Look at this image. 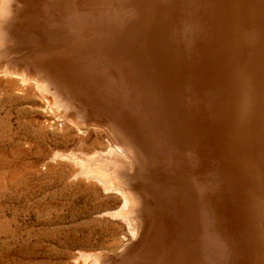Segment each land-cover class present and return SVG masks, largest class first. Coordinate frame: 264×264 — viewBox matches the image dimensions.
Returning <instances> with one entry per match:
<instances>
[{"label":"rangeland","instance_id":"obj_1","mask_svg":"<svg viewBox=\"0 0 264 264\" xmlns=\"http://www.w3.org/2000/svg\"><path fill=\"white\" fill-rule=\"evenodd\" d=\"M220 1L5 0L0 68L41 79L83 129L0 75V264H82L96 252L105 264L252 259L246 219L224 228L255 214L223 138L244 112L233 77L219 82L221 26L204 16ZM209 43L219 50L201 55ZM97 130L131 161L119 178L134 198L136 237L112 216L119 196L51 159L87 150Z\"/></svg>","mask_w":264,"mask_h":264},{"label":"bare ground","instance_id":"obj_2","mask_svg":"<svg viewBox=\"0 0 264 264\" xmlns=\"http://www.w3.org/2000/svg\"><path fill=\"white\" fill-rule=\"evenodd\" d=\"M4 2L5 0H0V21L3 17ZM219 4V7H216V10L211 14L209 11L212 9V5L209 6L204 15L205 19L209 16L213 17L214 23H219V27L221 26L223 37L221 52L223 55L220 56L221 61L218 63L216 56L213 59L218 67V64L222 66V61H225L219 82L225 80L226 77H233L236 83L232 85V91L239 96L237 102L244 112L238 111V115L235 117L238 122L242 120L241 123L233 124L230 134L224 132L223 138L225 144H228L230 149L233 148L231 151L233 157H238L235 159L236 161L230 160L228 166L235 169L238 175L236 181L242 191L241 195L247 196V205L255 214L253 215L255 218H250L247 215L239 218L234 217V223L227 224L224 228L232 231L238 228L237 225L242 219H246L254 241L253 257L246 264H264V0H222ZM216 14L217 18L214 17ZM214 45L216 43L201 46L199 53L206 56ZM215 48L218 49L219 45L217 44ZM212 74L213 70L211 69L208 81H211ZM0 75L13 79V84L17 83L26 91H32L38 97L44 98L46 102L52 104L50 108L54 107L56 111L58 110V114L60 113L61 118L67 120L66 123L70 122L72 128L74 126L76 133L81 132L83 129L81 123L65 114L62 105L50 95V91L41 79L31 76L23 70L15 71L5 66L0 68ZM216 83L218 80L215 81ZM86 149L78 148L70 152L56 151L51 159L70 162L69 164H72L74 170L72 176L75 175V178L77 176L90 183L98 184L105 192L119 196L121 206L112 213V216L124 219L132 232L131 234L136 237L139 224L133 215L134 198L132 192L121 184L119 178L120 171L131 162L128 153L121 146L115 145L99 130L96 132L95 141ZM229 167H226L228 172L231 171ZM226 214L228 215V213ZM120 247L117 246L115 249ZM105 258V253L96 252L82 254L80 261L82 264H105ZM238 264L244 263L238 262Z\"/></svg>","mask_w":264,"mask_h":264}]
</instances>
